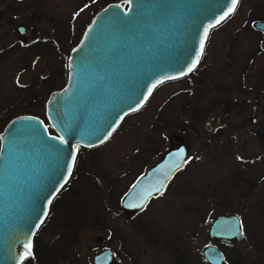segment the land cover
<instances>
[{
	"label": "rangeland",
	"instance_id": "374dc122",
	"mask_svg": "<svg viewBox=\"0 0 264 264\" xmlns=\"http://www.w3.org/2000/svg\"><path fill=\"white\" fill-rule=\"evenodd\" d=\"M36 1L30 24L38 29L36 41L0 61V132L18 114L46 121L50 92L66 82L65 56L93 15L119 0ZM22 17L0 22V49L18 39L14 27ZM257 18L264 19V0L241 1L210 31L191 74L157 86L103 144L78 148L72 176L34 236L32 256L41 264H92L108 248L111 264H208L202 256L212 243L208 224L228 211L244 227L237 244L218 245L225 264H264V36L253 28ZM214 115L220 129L209 133L204 123ZM177 139L187 157L166 192L143 213L123 212L125 189ZM135 151H143L142 160L133 162Z\"/></svg>",
	"mask_w": 264,
	"mask_h": 264
},
{
	"label": "water",
	"instance_id": "95a60500",
	"mask_svg": "<svg viewBox=\"0 0 264 264\" xmlns=\"http://www.w3.org/2000/svg\"><path fill=\"white\" fill-rule=\"evenodd\" d=\"M231 7V0H119L93 15L69 52L64 86L45 102L46 121L22 114L0 132V264H21L32 255L34 236L70 179L78 148L103 144L157 86L189 75ZM256 27L264 29V22ZM218 123L219 116H211L204 129L211 132ZM177 141L133 182L123 210L141 211L164 192L187 157L186 145ZM241 226L235 212H220L207 237L234 245L242 239ZM202 256L208 264H225L215 244L205 246ZM112 257L105 248L93 264H110Z\"/></svg>",
	"mask_w": 264,
	"mask_h": 264
},
{
	"label": "flooded vegetation",
	"instance_id": "af4514ba",
	"mask_svg": "<svg viewBox=\"0 0 264 264\" xmlns=\"http://www.w3.org/2000/svg\"><path fill=\"white\" fill-rule=\"evenodd\" d=\"M243 1V0H238V4L236 6V9L238 8L240 2ZM36 5H41V1H36V0H0V22H13L15 20L13 19H16L17 16L19 15H23L22 17V21L16 23L15 27H14V30L18 36V39H16V41L12 44L9 43V46H6V47H3L0 49V61H3L4 58H5V55L7 54V52H11L13 51L15 48H20V47H27L29 46L30 44L34 43L36 41L35 39V35H37L38 33V29L37 28H34L32 27L30 24L31 22L33 21L34 23V20H35V17H34V14H35V8H36ZM10 14L12 16V20L10 18H8V16H5V14ZM25 13H27V16L25 15ZM229 18V17H228ZM254 20L252 22V25H253V28L254 30H256L257 34L260 36V37H263L264 36V29L262 28H259V27H256V23L257 22H264V19H252ZM251 20V21H252ZM56 46V45H55ZM66 47L64 45L61 44L60 42V48H59V52H61L62 50H64ZM56 49V48H55ZM253 56V55H252ZM252 56L249 57V61L247 63V65H249L247 68L245 69H250V67L252 66ZM65 68H66V74H67V57L65 56ZM244 69V71H245ZM243 72V71H241ZM263 73V72H262ZM65 77L67 78V75H65ZM237 78H239V81L241 82V84H244V77L243 76H235ZM258 77V76H257ZM232 79L234 80L235 78L232 77ZM263 79V78H262ZM257 83H260V81L257 80ZM62 88V87H61ZM31 89H34V87H31ZM52 92V91H51ZM50 92V93H51ZM18 115H22V114H18ZM18 115H15V116H18ZM15 116H12L10 119H12L13 117ZM219 116V115H217ZM211 117V116H210ZM209 117V118H210ZM249 120L253 123L256 122L257 118L255 116H251L249 118ZM220 123H221V117L219 116V123L217 125V127L209 132V133H213L215 131H217L218 129H220ZM208 132V131H207ZM173 146H171L172 148ZM170 148V149H171ZM137 154H135V156H133L134 154H132L131 156H133V162L134 161H139V160H142L143 158V151L140 152V151H135ZM167 152V150L162 154L161 157H163V155ZM130 156V157H131ZM160 160V159H159ZM157 160V161H159ZM156 161V162H157ZM156 162H154L153 164H151L150 166L148 167H143L142 169H140L139 173L134 177V179L132 180L131 182V185L133 184V182L142 174L144 173L147 169H149L151 166H153ZM184 165V164H183ZM182 170V169H181ZM179 170L177 173H175V175L170 179V181L168 182L167 184V187L170 185V183L173 181V179L175 178V176L181 171ZM131 185L128 186L127 189H125L124 193L122 194V197L121 199L123 198V196L125 195V193L127 192V190L131 187ZM167 187L165 189V191L163 193H161L159 196L157 197H152L148 203L146 204L145 208L141 211L139 210H134V211H128V210H122L123 212H125L126 214L128 215H134V214H140V213H143L144 211L147 210L148 206L156 199H158L160 196H162L166 190H167ZM121 199L119 200L120 202V206H121ZM239 215V214H238ZM239 217L241 218V216L239 215ZM213 219V218H212ZM212 219L210 220L209 224L211 223ZM241 221H242V225L244 227V222H243V219L241 218ZM208 224V226H209ZM217 246L218 245H223L225 243H222V242H217L215 243ZM112 255H113V252H112ZM112 260H113V257H112ZM111 260V262H112ZM131 260V259H130ZM92 264H93V257H92ZM110 262V264H111ZM23 263V262H22ZM21 263V264H22ZM52 264H54L52 262Z\"/></svg>",
	"mask_w": 264,
	"mask_h": 264
},
{
	"label": "trees",
	"instance_id": "16d2710c",
	"mask_svg": "<svg viewBox=\"0 0 264 264\" xmlns=\"http://www.w3.org/2000/svg\"><path fill=\"white\" fill-rule=\"evenodd\" d=\"M77 43V42H76ZM194 113H193V119L192 120H195V119H197V116H198V112L196 111V109H194ZM188 128L189 127H191L192 126V129H194L195 127L191 124V125H186ZM183 128V127H182ZM79 149H86V148H83V147H79ZM72 176V175H71ZM71 178V177H70ZM70 180V179H69ZM69 182V181H68ZM68 184V183H67ZM67 184L65 185V186H67ZM65 186L62 188V190L59 192V194H61V192L64 190V188H65ZM58 194V195H59ZM57 195V196H58ZM56 196V197H57ZM55 197V198H56ZM54 198V199H55ZM50 209H51V205H50ZM50 210H49V213H48V216L47 217H49L50 216ZM46 220V219H45ZM34 247H35V245H34ZM39 255V254H38ZM43 258L45 259V257L43 256ZM46 260V259H45ZM27 261H30V264H41L39 261H38V259H37V257H34V256H28L24 261H23V263L22 264H25Z\"/></svg>",
	"mask_w": 264,
	"mask_h": 264
},
{
	"label": "snow or ice",
	"instance_id": "6c2138e0",
	"mask_svg": "<svg viewBox=\"0 0 264 264\" xmlns=\"http://www.w3.org/2000/svg\"><path fill=\"white\" fill-rule=\"evenodd\" d=\"M232 7L229 9V12L225 14V16L221 17V20H224L227 18L228 15L231 14L232 11L235 10L236 5L238 4V0H231ZM220 21H218L219 23ZM205 36H207V31H205ZM201 48H203V42H201ZM195 68V63H193L192 67L188 69V71H192ZM61 139H63L61 137ZM242 227V226H241ZM30 247V246H29Z\"/></svg>",
	"mask_w": 264,
	"mask_h": 264
}]
</instances>
